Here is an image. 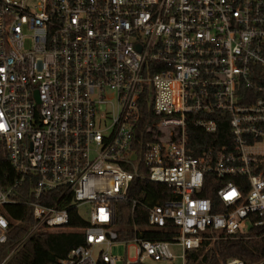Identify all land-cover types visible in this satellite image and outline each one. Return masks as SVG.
Here are the masks:
<instances>
[{
    "label": "built area",
    "instance_id": "1",
    "mask_svg": "<svg viewBox=\"0 0 264 264\" xmlns=\"http://www.w3.org/2000/svg\"><path fill=\"white\" fill-rule=\"evenodd\" d=\"M146 104L155 121L140 137ZM215 115L233 151L188 155L187 127L213 135ZM262 144L264 0H0V245L7 207L33 220L4 261L33 235L75 230L83 245L55 264H117L120 243L135 246L122 264H185L208 236L264 227ZM209 176L248 190L226 182L215 212L198 197ZM140 181L171 198L145 207L129 197ZM120 205L143 224L121 226ZM161 230L170 241L143 238Z\"/></svg>",
    "mask_w": 264,
    "mask_h": 264
},
{
    "label": "trees",
    "instance_id": "2",
    "mask_svg": "<svg viewBox=\"0 0 264 264\" xmlns=\"http://www.w3.org/2000/svg\"><path fill=\"white\" fill-rule=\"evenodd\" d=\"M217 116L218 130L215 134H206L199 128L192 126L186 129V152L192 157H199L204 153L215 154L222 149L233 151L232 136L229 132L227 118ZM155 121L148 104L143 108L140 118L138 136H144L150 123ZM147 137V134H145ZM257 170H264V165H258ZM232 182L239 187L243 194H246L248 185L241 177H227L223 181H217L213 176L207 177L202 191L198 197L208 199L217 212L220 206L216 191L226 182ZM4 185V180L0 179ZM130 193L131 199H137L151 203L163 204L171 198L170 191L163 185L140 181L135 183ZM121 213H118L119 224L131 226L132 223L141 225L145 216L139 211L130 213L124 206ZM9 220L12 222L7 241L0 245V264H55L63 259L66 254L78 246L83 245L84 236L79 231L39 233L31 236L19 247L6 261L7 255L19 244L26 233V226L33 222L30 211L23 206L7 207ZM219 211V209H218ZM73 227H81L82 222L73 216ZM76 219H75V218ZM17 223V224H16ZM128 231V230H127ZM131 231V232H130ZM121 230V238L131 240L134 232ZM209 240L204 241L197 250H192L185 255V264H224L228 259H238L243 264H264V227H251L247 234L238 236H208ZM143 238L151 241H170L172 234L166 230L144 232ZM214 240H211L213 239ZM103 264V263H102Z\"/></svg>",
    "mask_w": 264,
    "mask_h": 264
},
{
    "label": "rangeland",
    "instance_id": "3",
    "mask_svg": "<svg viewBox=\"0 0 264 264\" xmlns=\"http://www.w3.org/2000/svg\"><path fill=\"white\" fill-rule=\"evenodd\" d=\"M159 131H161V133L163 134V138L162 140L165 141L167 140V137H168V134L170 132V129L169 128H164V127H161L159 128ZM262 147H264V144L260 145ZM261 147V148H262ZM149 205H151L150 202H146L145 204V207H148ZM214 240V238H213ZM170 250H171V253L174 255V256H178L180 251L178 248L172 246L170 247ZM108 252L116 258V263L117 264H122L120 263V260L123 259L124 257L127 259V260H132L135 258V246L134 245H129V246H125L124 244H115V245H112L110 247V249L108 250ZM148 264H172L171 262H148ZM174 264H182L181 261L178 259L176 261V263Z\"/></svg>",
    "mask_w": 264,
    "mask_h": 264
}]
</instances>
